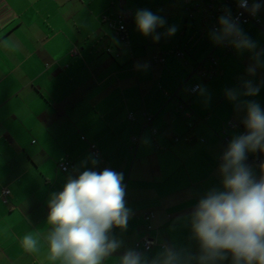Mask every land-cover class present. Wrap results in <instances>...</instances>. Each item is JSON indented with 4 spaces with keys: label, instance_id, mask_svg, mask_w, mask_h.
Listing matches in <instances>:
<instances>
[{
    "label": "crops",
    "instance_id": "1",
    "mask_svg": "<svg viewBox=\"0 0 264 264\" xmlns=\"http://www.w3.org/2000/svg\"><path fill=\"white\" fill-rule=\"evenodd\" d=\"M138 9L163 16L177 32L154 43L136 29ZM118 13L127 48L103 18ZM257 15L264 21V8ZM240 26L264 49L261 28ZM209 32L204 15L189 17L182 0H0V191L9 192L0 195V264H51L46 246L28 253L20 240L47 231V202L69 176L56 166L61 158L73 164V177L105 168L124 176L132 215L126 229L112 230L122 247L104 264H119L144 237L154 242L141 252L148 258L164 244L198 252L190 215L209 189L222 187L220 156L246 131L245 113H236L224 90L252 79L260 92L248 99L264 109V70L248 77L250 54L213 44ZM199 65L216 75L201 80ZM192 83L205 86L211 100L189 96ZM180 103L187 104L184 118L175 112ZM228 120L234 129L225 127ZM90 145L99 154L95 165ZM247 156L260 160L245 161L258 179L264 153Z\"/></svg>",
    "mask_w": 264,
    "mask_h": 264
},
{
    "label": "clouds",
    "instance_id": "2",
    "mask_svg": "<svg viewBox=\"0 0 264 264\" xmlns=\"http://www.w3.org/2000/svg\"><path fill=\"white\" fill-rule=\"evenodd\" d=\"M237 5L253 17L264 8L259 0H237ZM134 21L139 33L151 36L154 43L178 30L149 9L136 10ZM209 38L215 45L249 53L248 77L264 70V49H258L231 9L223 10ZM190 91L211 100L205 86L197 84ZM259 92L260 85L252 79L224 90L236 113H245L241 123L246 131L234 136L220 156L222 187L209 189L190 215L191 239L198 245V252L164 244L160 252L148 258L128 249L119 264H264V163L258 179L245 163L248 153H264V109L248 99ZM91 163L95 165L97 160L93 158ZM125 196L124 176L115 170L85 169L75 177L69 175L62 190L52 193L47 202V231L42 236L26 233L20 240L21 247L36 253L43 244L51 264H104L122 247V242L111 235L112 230L126 229L132 215Z\"/></svg>",
    "mask_w": 264,
    "mask_h": 264
},
{
    "label": "built area",
    "instance_id": "3",
    "mask_svg": "<svg viewBox=\"0 0 264 264\" xmlns=\"http://www.w3.org/2000/svg\"><path fill=\"white\" fill-rule=\"evenodd\" d=\"M183 2V8L188 13L189 17L191 16V13L194 10L200 11L203 15L205 20L209 23L210 25V30L217 26L218 18L223 14L224 9H231L233 17H238L239 18V24L240 25H245L248 23L254 24L261 28L264 31V21L257 15L255 17L249 15L247 12H244L243 9H240L237 5V0H182ZM241 13H243L241 15ZM110 30L113 32L114 36L120 41L121 45L125 48L128 47V41L125 35V28H124V17L122 14L118 13L115 14L114 19H110L107 17H103ZM227 49L228 46L224 45ZM106 52H110L109 48L105 49ZM70 55L74 56L77 54L76 50L73 48L70 50ZM176 55L179 57L183 56L182 51H176ZM163 57H160L158 59H154V61H159L163 62ZM194 73L204 81H207L211 78H213L216 75V70L213 67H210L209 69H204L202 66H197L194 69ZM198 83H192L188 86L187 88V94L193 95L194 92H191L190 89L197 85ZM186 103H180L175 109V112L181 114V118H184L185 116H188V113L182 112L184 108L186 107ZM127 118L131 119V114H127ZM150 121V116L143 114V125L149 124ZM225 127L227 129H234L235 124L228 120L225 123ZM155 130H152V133H154ZM175 141L177 140L176 138L174 139ZM226 140V139H224ZM135 138H131V142L134 145L136 143ZM90 154L92 155L93 158L99 159V154L97 149L93 146L90 145ZM260 162L259 158L257 157H248L246 159V163L249 165H256ZM58 170L64 174L68 175H73L75 172L73 164L65 159L61 158L57 164H56ZM8 190L3 188L0 191V195L3 199L6 198L8 195ZM154 244L153 240L144 237L140 239L139 241L135 242L134 247L135 250L139 252H146L150 249V247Z\"/></svg>",
    "mask_w": 264,
    "mask_h": 264
}]
</instances>
